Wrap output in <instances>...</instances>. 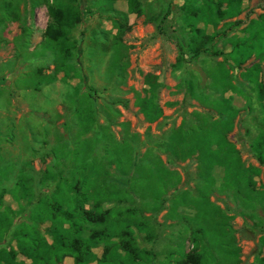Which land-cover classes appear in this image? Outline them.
<instances>
[{
  "label": "rangeland",
  "instance_id": "rangeland-1",
  "mask_svg": "<svg viewBox=\"0 0 264 264\" xmlns=\"http://www.w3.org/2000/svg\"><path fill=\"white\" fill-rule=\"evenodd\" d=\"M182 2L135 0L132 12L128 0H77L76 48L61 62L44 34L53 0H0V210L11 207L15 223L28 214L12 193L20 174L36 194L53 190L45 172H82L89 190H102V207L148 220L154 237L136 233L153 253L147 264H191L192 253L203 264H264V164L251 149L264 130V54L257 46L237 65L228 52L264 0H242L215 28L198 22L218 31L221 53L197 56L185 44ZM149 98L161 110L153 120L142 109Z\"/></svg>",
  "mask_w": 264,
  "mask_h": 264
},
{
  "label": "trees",
  "instance_id": "trees-1",
  "mask_svg": "<svg viewBox=\"0 0 264 264\" xmlns=\"http://www.w3.org/2000/svg\"><path fill=\"white\" fill-rule=\"evenodd\" d=\"M76 1L53 0L47 6L51 20L44 34L61 62L70 59L76 48V40L71 32L82 21V11ZM128 3L129 10L136 12L135 0H128ZM241 6L242 0H183L180 6L184 19L182 32L190 54L221 53L212 48L214 39L219 35L218 31L207 33L204 27L198 26V22L215 28L219 20L237 16ZM229 24L234 25L236 21L227 22ZM246 31L247 36L233 40L228 51L231 60L237 65L257 51V46L260 48L258 52L264 54V14L251 21ZM253 37L257 38L256 42ZM175 47L179 55L174 65L180 66L184 61L183 47L177 41ZM59 67L66 75L68 65L61 63ZM156 87L153 83L150 85L153 94ZM257 97L262 101L264 109L262 83L257 86ZM142 109L151 120L161 113L152 98L143 101ZM88 117H85L86 121ZM208 149L204 146L201 153L209 154ZM251 149L254 158L264 164L263 129L252 141ZM249 169L253 173L258 171L256 168ZM79 173L78 177L75 174L66 177L59 170L45 172L43 177L53 181V190L50 193L43 190L36 194L32 192L27 175L22 173L18 176L12 193L16 198L25 200L21 208L27 210L28 214L25 220L15 223V211L11 207L5 206L0 210V242L10 237L9 248L0 245V264H59L66 257H72L74 264H147L151 260L153 253L139 246L136 237V233H142L145 240L154 237L148 220L138 214L135 208L102 207L99 200L95 199L102 190H89L91 186L86 175ZM99 245H102L100 256L95 251ZM188 259L191 264H203L199 253L190 254Z\"/></svg>",
  "mask_w": 264,
  "mask_h": 264
}]
</instances>
